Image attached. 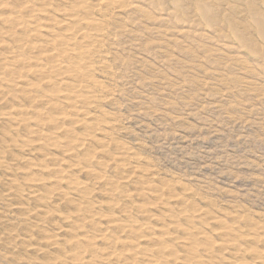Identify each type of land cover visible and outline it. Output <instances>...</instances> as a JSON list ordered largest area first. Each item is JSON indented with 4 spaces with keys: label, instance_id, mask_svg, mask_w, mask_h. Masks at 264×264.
Wrapping results in <instances>:
<instances>
[{
    "label": "rangeland",
    "instance_id": "rangeland-1",
    "mask_svg": "<svg viewBox=\"0 0 264 264\" xmlns=\"http://www.w3.org/2000/svg\"><path fill=\"white\" fill-rule=\"evenodd\" d=\"M0 264H264V0H0Z\"/></svg>",
    "mask_w": 264,
    "mask_h": 264
}]
</instances>
